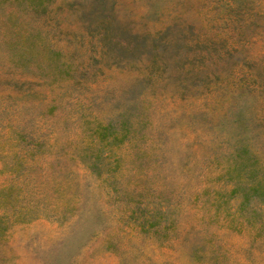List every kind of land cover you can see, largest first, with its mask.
Returning a JSON list of instances; mask_svg holds the SVG:
<instances>
[{"label":"rangeland","instance_id":"374dc122","mask_svg":"<svg viewBox=\"0 0 264 264\" xmlns=\"http://www.w3.org/2000/svg\"><path fill=\"white\" fill-rule=\"evenodd\" d=\"M107 1L185 45L160 75L0 0V264H264V0Z\"/></svg>","mask_w":264,"mask_h":264},{"label":"trees","instance_id":"16d2710c","mask_svg":"<svg viewBox=\"0 0 264 264\" xmlns=\"http://www.w3.org/2000/svg\"><path fill=\"white\" fill-rule=\"evenodd\" d=\"M73 2L80 16L85 15L87 12L91 13V20L100 30L99 43L100 46L103 47V51L107 48L117 47V52L122 55L126 61L128 58H135L142 55L144 60L143 65H146L149 73L160 75V71H157L159 64H165L168 61V55L162 53L166 51H175L185 46L179 43L181 42L179 40H172L168 35L167 28L163 33L132 30L126 21H118L110 1L73 0ZM85 7H87L88 10H85ZM111 37L113 40H111ZM177 53L178 52H173L174 55ZM167 80L168 79H164L163 83ZM172 89L175 93L178 91L181 93L186 90L183 86L174 87Z\"/></svg>","mask_w":264,"mask_h":264}]
</instances>
